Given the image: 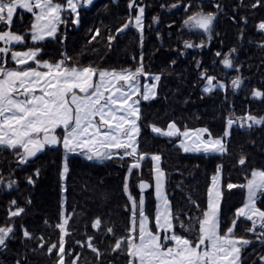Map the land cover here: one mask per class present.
I'll return each mask as SVG.
<instances>
[{
    "label": "trees",
    "instance_id": "obj_1",
    "mask_svg": "<svg viewBox=\"0 0 264 264\" xmlns=\"http://www.w3.org/2000/svg\"><path fill=\"white\" fill-rule=\"evenodd\" d=\"M55 1L61 4L65 2ZM168 1L170 5L171 0H146L148 11L142 47L139 34L132 28L118 35L109 49L107 36L115 34L118 28L129 22L135 10L130 11L124 0H95L90 6L79 8V25L72 23L75 17L67 12L62 13L66 23L59 25L57 38L37 42L31 40L30 34L33 14L19 10L14 15L11 30L22 34L25 43L11 46V50L36 47L41 50L38 54L41 61L55 62L66 53L72 58L71 64H91L117 70L135 69L142 52L145 72L159 74L161 80L157 95L140 103L139 151L149 156L161 155L171 210L174 214L180 213V220L187 223L189 219L201 216V209L207 207V190L218 166H223L222 188L229 182L245 184L252 170H264V124L251 129L233 125L226 140L227 152L223 155L185 153L179 146L181 137L159 136L152 133L151 126L165 129L170 121H175L181 131L207 128L213 137H220L229 116L233 119L246 114L264 117V97L252 96L254 90L264 93V47L260 46L264 44V31L258 29V24L264 21V0L255 8L250 6L256 0H224L223 15L214 27L216 36L209 47L202 53L189 52L187 55L173 51L175 48L181 49L184 42V39L170 35L178 30L177 26L181 25L178 19L184 15L178 12L169 14L166 10L169 8L166 5ZM154 17L160 18L156 24ZM243 18H246V23ZM97 28L101 35L89 43ZM3 30H7L6 25H0V31ZM201 41L196 40L197 43ZM233 49L235 52H232ZM217 52L222 55H215ZM225 56H230L232 60V71L222 66ZM6 59V66H15L10 53ZM199 60L200 68L197 67ZM29 63L35 66L33 62ZM202 72L226 82V89L205 93L202 90L205 84L201 78ZM236 77L243 81L238 91L233 90L230 84ZM241 157L246 159L244 165L238 163ZM65 159L69 171L62 178ZM130 162L127 158L88 160L73 153L65 156L64 149L58 145L46 148L29 163L19 165L16 152L0 149V177L7 182H17L10 190L0 189V226L15 227L14 234L6 241V247L0 248V264H16L17 260L22 264H57L55 251L47 254V246L58 241L60 233L54 226L60 222L62 212L70 217L67 226L70 235L65 237V249L72 255L65 256V264H72L77 254L78 264H128L126 254L112 252L115 240L124 237L130 226V202L128 193L123 191L126 178L131 195L137 199L141 180L152 185L144 195L146 214L153 218L150 226L155 231L154 213L157 206L152 162L143 161L140 169L129 174L127 169ZM37 170L39 175H34ZM28 177H32L34 183L29 184ZM13 200L19 207L25 208V212L11 219L9 212L15 210L11 205ZM245 200L246 189L224 191L221 234L234 218L235 210L242 207ZM258 205L264 209V197L258 200ZM96 218L101 219L98 229L91 227ZM21 226L37 239L24 238ZM110 227L115 229L114 235L107 233ZM250 227L251 222L241 218L235 228L237 237L253 241L242 250V264H261L259 257L264 256V243L256 239V234L245 231ZM176 232L187 235L178 227ZM88 237H93L94 246L103 254L99 259L86 246ZM76 241L81 243L77 244ZM40 244L47 246L40 250Z\"/></svg>",
    "mask_w": 264,
    "mask_h": 264
},
{
    "label": "snow or ice",
    "instance_id": "obj_2",
    "mask_svg": "<svg viewBox=\"0 0 264 264\" xmlns=\"http://www.w3.org/2000/svg\"><path fill=\"white\" fill-rule=\"evenodd\" d=\"M92 3L93 0H65L64 4L56 3L54 0H0V25L7 26V30L0 31V41L5 45L0 47V149L16 152L17 163L25 165L46 148L62 145L65 156L68 153L79 152L88 160L127 158L131 161L127 169L129 174L140 169L143 161L150 160L153 164L155 198L159 202L154 213L156 231L149 226L153 218L146 214L144 195L145 190L152 185L141 180L138 185L140 195L137 199L131 195L126 178L123 191L128 193L130 202V226L124 237L115 240L112 252L126 254L128 264H240L242 250L253 243L249 239L235 235V228L241 218L251 222V227L245 231L256 234V239L264 243V209L257 206V201L264 197V170H252L251 178L247 179L245 184L229 182L222 188L220 173L223 166H218L216 175L212 177V184L207 190V207L201 209V216L189 219L187 223L180 220L181 214L172 212L165 193L166 174L161 168V155L149 156L139 151L140 103L156 96L157 83L161 80L160 75H152L151 79L157 83L141 85V77L149 76L144 69L142 52L135 69L117 70L103 69L91 64L87 66L71 64L72 58L66 53L55 62L41 61L38 59L41 51L39 48L12 51L9 47L13 43H25L23 35L11 30L14 15L18 10L33 14L31 40L43 41L46 37L57 38L59 25L66 23L62 13L67 12L75 17L72 23L79 25L78 9L82 4L87 6ZM260 4L261 0H256L250 7L255 8ZM216 7L219 12L220 6L217 4ZM128 8L130 11L136 10L134 22L130 19L118 28L115 34L107 36L109 49L112 48L116 37L130 27L139 34L142 47L145 7L138 6L136 0H130ZM218 12L198 11L189 16L184 24L211 33ZM153 19L158 23V18ZM243 19L246 23V18ZM258 29L264 31V21L258 24ZM100 35L101 31L97 28L92 33L89 43L96 41ZM185 46L190 48L194 45L185 42ZM260 46L264 47V44ZM232 52H235V49ZM9 53L14 67L6 66L8 63L6 57ZM215 55L222 54L217 52ZM30 61L35 66H32ZM172 63L175 64V61ZM222 63L226 68L233 67L230 56H225ZM201 78L206 80L202 89L205 93H212L217 87L221 89L226 87L223 83H214L216 78L207 76L206 73H201ZM242 83V79L236 77L231 81V86L235 90ZM252 96L262 98L264 93L254 90ZM234 124L251 129L264 124V117L257 118L246 114L242 118L233 119L229 116L226 119L225 131L220 137H213L207 128L185 129L181 132L175 121L168 123L167 130L153 125L151 131L159 136L183 137L179 146L185 153L223 155L227 152L226 140ZM58 129L62 132L61 136L57 135ZM238 163L244 165L246 159L241 157ZM68 171L65 159L61 177L63 178ZM34 175H39V170ZM27 182L34 183L32 177H28ZM3 183L4 180L0 177V184ZM15 184L16 181L11 180L6 187L11 189ZM235 188L246 189V200L242 207L235 210L234 218L221 234V203L224 191L230 192ZM11 205L15 207L14 211L9 212L11 219L20 217L25 212V208L19 207L15 200ZM69 219L70 217L62 212L60 222L54 226L60 233L57 243L50 246L38 245L40 250L47 246L49 255L55 251L58 257L57 264H65V256L72 255L65 249V237L70 235L67 231ZM100 226V218H96L91 225L96 229ZM21 227L24 238L37 239L34 234ZM177 227L187 235L177 234ZM106 231L113 235L115 233V229L111 227ZM14 232V226H0V248L6 247V241ZM86 246L96 253L98 259L103 255L94 246L93 237H88ZM259 260L264 264V256H260ZM78 261L79 254L72 260V264H78ZM16 264L22 262L17 260Z\"/></svg>",
    "mask_w": 264,
    "mask_h": 264
},
{
    "label": "flooded vegetation",
    "instance_id": "obj_3",
    "mask_svg": "<svg viewBox=\"0 0 264 264\" xmlns=\"http://www.w3.org/2000/svg\"><path fill=\"white\" fill-rule=\"evenodd\" d=\"M124 1H126L127 4H129L130 2V0H124ZM223 1L224 0H171L170 5L168 1L166 5H169V8L166 10L169 14L173 12H176V13L178 12L179 14L184 15L182 19H178L179 21H181V25L177 26L178 30H176L175 33L170 34L175 38L179 37L180 39H184L181 49L175 48L173 50L174 52H178L182 55H187L189 52L202 53L205 49L209 47L212 39L216 36V34L214 33V27L216 23L218 22L219 17L223 15V11H222ZM136 3L138 6L145 7V11H148L147 6H146V0H136ZM217 4L220 6L219 12L216 7ZM198 11H203L204 13H217L218 12L217 19H215L213 22L211 33H206L202 29L194 28L191 25L184 24V21L189 16L195 14ZM135 14H137L136 10H135ZM134 16L132 17L133 22H134ZM156 18H158V22H159L160 18L159 17H156ZM144 19H146V16ZM143 22H145V20ZM129 29H132V28L130 27ZM196 40H202V41L197 43ZM185 42H191L192 45H194V47L185 49ZM200 45H203V46H200ZM167 51H170V50H167ZM57 135L59 136L58 130H57Z\"/></svg>",
    "mask_w": 264,
    "mask_h": 264
},
{
    "label": "rangeland",
    "instance_id": "obj_4",
    "mask_svg": "<svg viewBox=\"0 0 264 264\" xmlns=\"http://www.w3.org/2000/svg\"><path fill=\"white\" fill-rule=\"evenodd\" d=\"M95 0H93V2H94ZM54 2H56V3H58L57 1H55L54 0ZM81 6H84L83 4L81 5ZM88 6H90V5H87V7ZM19 11V10H18ZM17 11V12H18ZM25 11V10H24ZM36 11H38V10H36ZM78 11H79V9H78ZM146 14H147V11H145V13H144V18H145V16H146ZM145 20V19H144ZM143 20V21H144ZM144 23V22H143ZM14 33H16V34H20V33H17V32H14ZM22 35V34H21ZM46 39H49V38H45V40ZM34 42H37V41H34ZM13 45H16L15 43H13L12 45H9V47L11 48V46H13ZM5 45H4V43H3V41H0V47H4ZM13 51H26V50H13ZM31 62V61H30ZM146 73H148V72H146ZM149 74V76L147 77V78H145V77H141V80H140V82H141V85H143V84H145V83H147V84H152V83H157V82H155V81H153L152 79H151V76L152 75H159V74H152V73H148ZM213 77V76H212ZM216 78V77H215ZM214 83H217V84H220V83H223L226 87H227V84H226V82H224V81H222V80H219L218 78H216V80L214 81ZM205 84H206V80H205ZM205 84L203 85V88H204V86H205ZM231 84V83H230ZM226 87L225 88H223V90H225L226 89ZM232 87V86H231ZM157 88H158V83H157ZM216 89H221V88H219V87H217ZM215 89V90H216ZM156 95H157V89H156ZM142 102V101H141ZM257 118H260V117H257ZM234 125H236V124H234ZM158 127V126H157ZM162 129V128H161ZM196 129H199V128H196ZM163 130H167V128H165V129H163ZM58 132H59V136H61L62 135V132H61V130H59L58 129ZM182 132V131H181ZM205 138H207V134H205ZM181 139H183V137H181ZM179 144H180V141H179ZM62 146V145H61ZM69 154V153H68ZM73 154H80V155H82L84 158H86L83 154H81V153H79V152H77V153H73ZM87 159V158H86ZM95 160V159H94ZM99 161H102V160H99ZM255 170H259V169H255ZM214 175H216V174H214ZM251 178V177H250ZM249 178V179H250ZM211 184H212V182H211ZM220 184H221V187H222V173H220ZM211 186V185H210ZM1 188H5V187H1ZM246 196H247V191H246ZM243 206V205H242ZM257 206L259 207V205H258V201H257ZM162 233V232H161ZM254 234V233H253ZM240 264H242V252H241V262H240Z\"/></svg>",
    "mask_w": 264,
    "mask_h": 264
},
{
    "label": "water",
    "instance_id": "obj_5",
    "mask_svg": "<svg viewBox=\"0 0 264 264\" xmlns=\"http://www.w3.org/2000/svg\"><path fill=\"white\" fill-rule=\"evenodd\" d=\"M188 43H191V42H188ZM191 44H192V43H191ZM193 47H194V46H193ZM193 47H192V48H193ZM186 48H189V47H186V46H185V49H186ZM198 65H199V66H197V67L199 68L200 65H201V60L198 62ZM222 66H223V68L226 69L227 71H230V70L233 69V67H232V68H226V67L223 65V63H222ZM203 73H205V72H203ZM239 88H240V87H239ZM239 88H238V89H235V91H238ZM232 89H233V88H232ZM233 90H234V89H233ZM3 180H4V183H3V184H0V189H1L2 185L5 184V186H6V184L8 183V182L6 183V180H5V179H3ZM16 184H17V182H16ZM16 184H15V185H16ZM15 185H14V186H15ZM6 189H8V188L6 187ZM8 190H10V189H8Z\"/></svg>",
    "mask_w": 264,
    "mask_h": 264
},
{
    "label": "crops",
    "instance_id": "obj_6",
    "mask_svg": "<svg viewBox=\"0 0 264 264\" xmlns=\"http://www.w3.org/2000/svg\"><path fill=\"white\" fill-rule=\"evenodd\" d=\"M33 22H34V21H33ZM154 184H155V182H154ZM164 188H165V185H164ZM154 191H155V186H154ZM165 193H166V189H165ZM166 195H167V194H166ZM158 203H159V202L156 200V205H157V206H158ZM157 206H156V207H157ZM149 226H150V225H149ZM150 228H151V226H150ZM151 229H152V228H151ZM153 231H155V230H153ZM161 235H162V233H161Z\"/></svg>",
    "mask_w": 264,
    "mask_h": 264
}]
</instances>
